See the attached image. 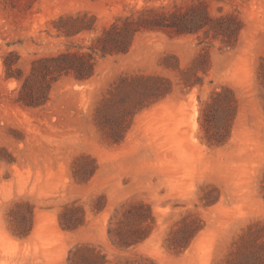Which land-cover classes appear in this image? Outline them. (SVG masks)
Returning a JSON list of instances; mask_svg holds the SVG:
<instances>
[{"label": "rangeland", "instance_id": "1", "mask_svg": "<svg viewBox=\"0 0 264 264\" xmlns=\"http://www.w3.org/2000/svg\"><path fill=\"white\" fill-rule=\"evenodd\" d=\"M0 264H264V0H0Z\"/></svg>", "mask_w": 264, "mask_h": 264}, {"label": "trees", "instance_id": "2", "mask_svg": "<svg viewBox=\"0 0 264 264\" xmlns=\"http://www.w3.org/2000/svg\"><path fill=\"white\" fill-rule=\"evenodd\" d=\"M108 33V32H107ZM68 56H66V55H61V56H59L57 59H66Z\"/></svg>", "mask_w": 264, "mask_h": 264}]
</instances>
